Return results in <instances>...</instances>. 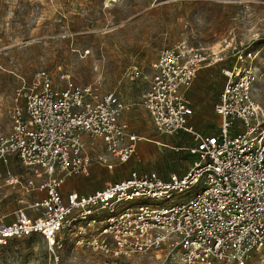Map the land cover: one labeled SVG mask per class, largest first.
Wrapping results in <instances>:
<instances>
[{"label":"built area","instance_id":"obj_1","mask_svg":"<svg viewBox=\"0 0 264 264\" xmlns=\"http://www.w3.org/2000/svg\"><path fill=\"white\" fill-rule=\"evenodd\" d=\"M224 50L178 42L146 69L130 65L126 76L142 84L136 103L103 91L100 78L59 88L39 70L22 80L6 108L8 131L0 130V181L28 199L12 220L0 217V244L39 235L55 260L64 245L113 258L147 256L154 264H248L264 257V70L255 52ZM229 57L220 69L214 131L199 133L186 93L201 68ZM134 104L158 133L192 136L189 166L166 178L132 169L100 189L64 192L67 180L98 166L113 171L133 156L143 140L125 119ZM14 164L31 176L15 173ZM193 187L191 196L172 203Z\"/></svg>","mask_w":264,"mask_h":264},{"label":"rangeland","instance_id":"obj_2","mask_svg":"<svg viewBox=\"0 0 264 264\" xmlns=\"http://www.w3.org/2000/svg\"><path fill=\"white\" fill-rule=\"evenodd\" d=\"M178 42L209 52L225 48L227 55L233 46L249 49L264 70V0H0V130L8 131L5 112L14 89L39 70L59 88L67 80L84 85L100 78L103 91L114 90L121 99L136 103L142 84L126 76L127 68L137 64L146 69L163 48ZM230 59L200 69L206 72L207 102L191 104L199 133L214 131L212 111L218 101L214 92L220 91L224 82L220 69ZM125 119L143 136L133 156L113 171L98 166L65 190L100 189L132 169L154 170L166 178L189 166L187 148L194 143L190 134L158 133L146 110L136 104ZM214 120L217 125V114ZM13 171L31 176L18 164ZM196 190L175 196L172 203ZM27 199L26 193L0 181V217L8 214L6 220H11L10 213ZM55 254L58 260L39 235L0 244V264L155 263L147 256L113 258L70 245ZM248 264H264V257L255 255Z\"/></svg>","mask_w":264,"mask_h":264},{"label":"crops","instance_id":"obj_3","mask_svg":"<svg viewBox=\"0 0 264 264\" xmlns=\"http://www.w3.org/2000/svg\"><path fill=\"white\" fill-rule=\"evenodd\" d=\"M205 77H206V72L204 70L201 71V72L199 71L197 76H196V78L194 79L192 85L190 86L189 90L187 91L186 98H187L188 104L190 106H191V104H193L196 107V106H199V104L202 103V102H205V101L207 102L208 90L206 88ZM221 88H222V86H221ZM221 88H220V90H221ZM214 93L218 94V96H219L220 91L216 90ZM213 112H214V110L212 111V117H213ZM191 121H192V117H191ZM96 168H98V167H93L92 169H90L89 172L94 171V169H96ZM81 176H83V175H81ZM81 176H78V177L71 178V179L67 180L66 183L63 185L62 190L64 192L70 191V190H75V191H78V192H82V191H79V190L74 189V188L69 189V190H65V187L68 184L72 183L74 180L79 179ZM88 192H90V191H88ZM10 214L12 215V212ZM7 216H9V215L7 214V215H3L1 217H4V220H6ZM11 220H12V218H11ZM6 221H10V220H6Z\"/></svg>","mask_w":264,"mask_h":264},{"label":"bare ground","instance_id":"obj_4","mask_svg":"<svg viewBox=\"0 0 264 264\" xmlns=\"http://www.w3.org/2000/svg\"><path fill=\"white\" fill-rule=\"evenodd\" d=\"M217 116H218V118H219V121H218L217 125H220V124H221V121H222V118H221V116H219L218 114H217Z\"/></svg>","mask_w":264,"mask_h":264}]
</instances>
